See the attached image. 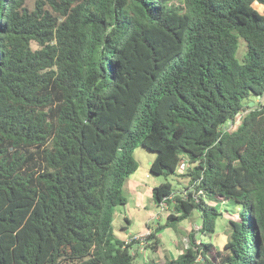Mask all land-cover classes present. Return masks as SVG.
I'll use <instances>...</instances> for the list:
<instances>
[{
    "label": "trees",
    "instance_id": "1",
    "mask_svg": "<svg viewBox=\"0 0 264 264\" xmlns=\"http://www.w3.org/2000/svg\"><path fill=\"white\" fill-rule=\"evenodd\" d=\"M263 96L264 0H0V264H135L113 208L138 144L188 179L152 186L173 211L149 247L194 210L212 233L207 200L238 206L221 249L190 232L152 264H264Z\"/></svg>",
    "mask_w": 264,
    "mask_h": 264
},
{
    "label": "rangeland",
    "instance_id": "2",
    "mask_svg": "<svg viewBox=\"0 0 264 264\" xmlns=\"http://www.w3.org/2000/svg\"><path fill=\"white\" fill-rule=\"evenodd\" d=\"M254 6L262 11L259 4ZM245 41L239 38L236 56L242 60L245 53ZM264 96L255 98V102H263ZM246 112V111H245ZM239 121L242 115H237ZM232 125H235L234 122ZM231 126H229V129ZM132 155L138 162L137 170L123 184V193L126 197V203L113 208V225L114 232L117 236L124 239L134 232L147 234L157 226L166 222L167 215L173 211L172 205L159 204L156 205L151 197V188L154 184L169 181L176 189V193L185 194V186L188 179L182 176L171 174L167 177L152 175L149 171L150 164L155 157V152L146 149L138 144L134 147ZM184 172V171H183ZM139 180V187H134L133 182ZM137 184H139L137 182ZM206 203L215 205L221 212L216 219L215 229L212 233L203 235L198 229L201 219L200 213L196 210L185 220L178 222L174 227L167 226L157 232V240L155 248L148 245L153 241L149 240L143 244L133 242L130 248L131 252H140L135 259V264H152L153 262L161 263L166 259L176 257L188 245V233L194 232L196 243L200 241H210L213 244L212 252L215 249H221L226 242L229 232L228 220L238 219V206H235L230 200H207ZM126 219L130 221L127 222Z\"/></svg>",
    "mask_w": 264,
    "mask_h": 264
},
{
    "label": "built area",
    "instance_id": "3",
    "mask_svg": "<svg viewBox=\"0 0 264 264\" xmlns=\"http://www.w3.org/2000/svg\"><path fill=\"white\" fill-rule=\"evenodd\" d=\"M237 115H239V114H237ZM236 115V117H235V119H234V124L236 125L237 123H238V121H239V119H237V116ZM233 122H230V126H231V128L230 129H233L234 127H235V125H232V123ZM188 167V163L186 162V161H181L180 162V164H179V166H178V171L179 172H183V171H185V169ZM199 194H204L201 190H199L198 192H197V194H195V197H196V199L198 200V195ZM161 204H165V203H161ZM149 235V232H147V234H142V233H134V234H131V235H128L127 237V239L125 240V243H129V242H139L140 244H143L144 242H143V240L145 239V242L147 241L146 240V237ZM132 254L134 253V252H131ZM140 253V252H139Z\"/></svg>",
    "mask_w": 264,
    "mask_h": 264
},
{
    "label": "crops",
    "instance_id": "4",
    "mask_svg": "<svg viewBox=\"0 0 264 264\" xmlns=\"http://www.w3.org/2000/svg\"><path fill=\"white\" fill-rule=\"evenodd\" d=\"M260 5V7H262V9H263V6L261 5V4H259ZM257 8V7H256ZM258 10H259V8H257ZM260 11V10H259ZM135 181L133 182V184H134V187H136V186H138L139 187V185L140 184H142V183H140V181L139 180H136V179H134ZM137 182L139 183V184H137ZM127 222H129L130 220L129 219H127L126 220ZM134 233H137V232H134ZM140 233V232H139Z\"/></svg>",
    "mask_w": 264,
    "mask_h": 264
},
{
    "label": "water",
    "instance_id": "5",
    "mask_svg": "<svg viewBox=\"0 0 264 264\" xmlns=\"http://www.w3.org/2000/svg\"><path fill=\"white\" fill-rule=\"evenodd\" d=\"M250 105H252V102H250Z\"/></svg>",
    "mask_w": 264,
    "mask_h": 264
}]
</instances>
